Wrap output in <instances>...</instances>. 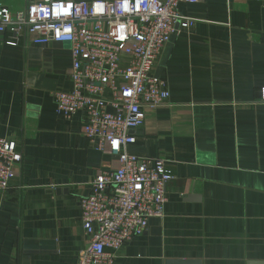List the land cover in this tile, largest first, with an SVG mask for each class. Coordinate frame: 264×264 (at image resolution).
I'll return each instance as SVG.
<instances>
[{
    "label": "crops",
    "instance_id": "1",
    "mask_svg": "<svg viewBox=\"0 0 264 264\" xmlns=\"http://www.w3.org/2000/svg\"><path fill=\"white\" fill-rule=\"evenodd\" d=\"M12 11L26 0H0ZM196 18L176 24L155 74L170 98L144 106L145 124L128 150L161 158L175 178L165 214L127 241L114 264L264 261V7L259 0L182 2ZM0 35V137L23 153L0 193V264H77L89 244L80 198L103 170L119 166L83 133L86 115L66 118L53 92L72 88L71 45L9 44Z\"/></svg>",
    "mask_w": 264,
    "mask_h": 264
},
{
    "label": "built area",
    "instance_id": "2",
    "mask_svg": "<svg viewBox=\"0 0 264 264\" xmlns=\"http://www.w3.org/2000/svg\"><path fill=\"white\" fill-rule=\"evenodd\" d=\"M26 1V8L16 12L0 6V35L9 32L12 45L28 36L37 44L71 45L72 88L53 92L56 111L66 118L83 112L84 135L96 149L119 158V166L99 172L80 198L90 239L77 264H114L127 241L145 234L151 218L165 214L167 187L175 175L164 159L137 155L128 147L145 124L144 106L170 98L167 80L154 68L164 45L180 30L176 24L188 28L197 20L183 14L180 4L205 0H127L128 10L125 0ZM97 4L104 6L102 12ZM22 161L17 140L0 137V193L11 189Z\"/></svg>",
    "mask_w": 264,
    "mask_h": 264
},
{
    "label": "water",
    "instance_id": "3",
    "mask_svg": "<svg viewBox=\"0 0 264 264\" xmlns=\"http://www.w3.org/2000/svg\"><path fill=\"white\" fill-rule=\"evenodd\" d=\"M165 264H203L200 259H166ZM247 264H264V261H249Z\"/></svg>",
    "mask_w": 264,
    "mask_h": 264
},
{
    "label": "clouds",
    "instance_id": "4",
    "mask_svg": "<svg viewBox=\"0 0 264 264\" xmlns=\"http://www.w3.org/2000/svg\"><path fill=\"white\" fill-rule=\"evenodd\" d=\"M139 7V4H137V8ZM123 8L124 10H128L129 9V5L127 3V0H125V3L123 4ZM59 7H58V11H59ZM104 10V6L102 4H97L96 5V11L97 12H102ZM66 11V10H65Z\"/></svg>",
    "mask_w": 264,
    "mask_h": 264
},
{
    "label": "snow or ice",
    "instance_id": "5",
    "mask_svg": "<svg viewBox=\"0 0 264 264\" xmlns=\"http://www.w3.org/2000/svg\"><path fill=\"white\" fill-rule=\"evenodd\" d=\"M69 7H71V5H69Z\"/></svg>",
    "mask_w": 264,
    "mask_h": 264
}]
</instances>
